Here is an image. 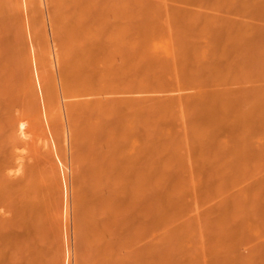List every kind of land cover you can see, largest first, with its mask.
Wrapping results in <instances>:
<instances>
[{"label": "bare ground", "instance_id": "obj_1", "mask_svg": "<svg viewBox=\"0 0 264 264\" xmlns=\"http://www.w3.org/2000/svg\"><path fill=\"white\" fill-rule=\"evenodd\" d=\"M263 163L264 0H0V264H70L71 207L76 264H118L114 209L152 231L131 264H163L168 176ZM235 199L195 217L203 253Z\"/></svg>", "mask_w": 264, "mask_h": 264}, {"label": "rangeland", "instance_id": "obj_2", "mask_svg": "<svg viewBox=\"0 0 264 264\" xmlns=\"http://www.w3.org/2000/svg\"><path fill=\"white\" fill-rule=\"evenodd\" d=\"M49 25L48 21V29L52 34ZM262 169L247 173L223 172V174L212 175L209 177L213 183L212 187L218 188L214 191H203L204 193H198V191L206 185L207 178L205 184L204 181H199L200 185H197L199 189L196 187L193 190L189 186V182L193 180L190 174H170L168 180L171 187L167 190L168 192L174 190L176 197L173 204L168 205L169 218L159 222L157 233L163 264H264V167ZM202 176L195 175L197 180H200ZM227 194L236 198V208L222 218H214L215 224L223 221V233L217 235L216 232L213 237L211 223L203 220V226L207 228L204 235L205 246L210 248L211 244L217 243L222 253H203L201 238L197 235L201 224L195 220V217L199 212L205 216ZM163 197H165L164 193ZM71 210L72 207L69 213L68 229L66 227L65 230H59L60 234L57 233L56 238L62 243L68 233L70 240L67 245L71 246L69 254L71 262H69L76 264L77 258L85 249H83L80 235L74 233L76 228L71 218H74L73 210ZM132 211L114 209L110 212L111 228L109 227L108 230L114 229L117 236L110 256L115 257L118 264L123 262L131 264L130 259L134 256V252L145 249L152 240V236L149 235V232H152L151 229L145 231L135 229L133 223L135 216ZM189 223L192 226L189 232L184 233L186 237L180 236L179 234ZM74 236L77 238L75 239ZM75 240L78 246L81 243V249L75 246ZM218 255L219 258H217ZM2 256L3 264H27V253H2Z\"/></svg>", "mask_w": 264, "mask_h": 264}]
</instances>
